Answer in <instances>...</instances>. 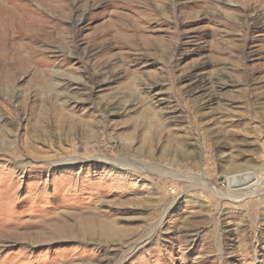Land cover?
<instances>
[{
  "label": "rangeland",
  "instance_id": "1",
  "mask_svg": "<svg viewBox=\"0 0 264 264\" xmlns=\"http://www.w3.org/2000/svg\"><path fill=\"white\" fill-rule=\"evenodd\" d=\"M0 264H264V0H0Z\"/></svg>",
  "mask_w": 264,
  "mask_h": 264
},
{
  "label": "bare ground",
  "instance_id": "2",
  "mask_svg": "<svg viewBox=\"0 0 264 264\" xmlns=\"http://www.w3.org/2000/svg\"><path fill=\"white\" fill-rule=\"evenodd\" d=\"M22 38H23V37H22ZM28 38H29V36H28ZM23 39H24V38H23ZM30 40H31V38H30ZM30 40H29V41H30ZM33 41H34V38H33ZM30 42H32V41H30ZM34 42H36V41H34ZM39 73H40V72H39ZM100 162H103V161H100ZM105 163H107V164H112V165L115 164V163H108V162H105ZM117 163H118V162H117ZM118 164H120V163H118Z\"/></svg>",
  "mask_w": 264,
  "mask_h": 264
}]
</instances>
